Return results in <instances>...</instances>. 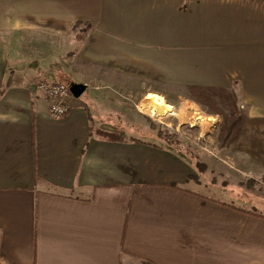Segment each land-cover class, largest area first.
<instances>
[{
  "label": "crops",
  "instance_id": "crops-1",
  "mask_svg": "<svg viewBox=\"0 0 264 264\" xmlns=\"http://www.w3.org/2000/svg\"><path fill=\"white\" fill-rule=\"evenodd\" d=\"M64 77L94 99L54 119L35 85ZM141 80L228 121L222 159L103 138ZM221 197L264 202V0H0V264H264V213Z\"/></svg>",
  "mask_w": 264,
  "mask_h": 264
},
{
  "label": "rangeland",
  "instance_id": "rangeland-1",
  "mask_svg": "<svg viewBox=\"0 0 264 264\" xmlns=\"http://www.w3.org/2000/svg\"><path fill=\"white\" fill-rule=\"evenodd\" d=\"M61 44L62 45L59 46V48L54 52L61 54L65 53L64 55H66V53L71 51L74 47L65 41L61 42ZM52 48L55 49L56 45L53 44ZM76 80H80V77L77 76ZM58 81L70 85V79L67 77L58 79ZM123 90L124 93H121L122 97L117 95L119 103H121V106L127 109V111L132 114L130 115L134 118L129 117L127 119L124 113L119 114L117 112V116H115L116 113L111 114V116L104 115V118L107 117L104 120H109V122L115 124V132H118L126 139L135 138L151 142H158L159 139L156 137L155 133L158 127L163 126L166 127L170 133L178 135L181 147L186 151H189V153L194 154L197 157L199 163H203V158L209 159L210 161H220L222 159L219 154L220 151L218 149V145L216 143V141L221 138V136L215 134V128L221 127L224 129L225 126L228 125V121L206 119L205 113H203V104H185L184 102L186 99L192 98L193 93H195L194 89L179 85L169 88L164 86L161 82L141 80L137 89L125 88ZM108 92L109 94H112V91H107V93ZM149 92L159 96L160 98H158L165 103V106L161 109L162 111H159V108L158 111L153 114L149 109H147L146 106L149 104L147 95ZM84 95V101L86 102L94 99L91 97L90 91L86 92ZM114 95L116 96V94ZM88 104L96 126L108 128L107 125H103V121L101 119L102 114L98 110L99 107L95 104L92 105V102L91 104ZM134 115H141L143 119H137V117ZM154 125H156L157 128L154 129ZM222 168L226 172L234 170L232 168L229 169L225 166V164L222 166ZM236 169L240 172L237 167ZM258 186L259 185L257 184V187ZM219 200L223 202L228 201L229 203L239 205L240 207L264 213L263 201V203H257L254 208L249 205L250 202L242 203L238 201H231L224 199L223 197H221ZM253 200L259 201L260 194L253 195Z\"/></svg>",
  "mask_w": 264,
  "mask_h": 264
},
{
  "label": "built area",
  "instance_id": "built-area-1",
  "mask_svg": "<svg viewBox=\"0 0 264 264\" xmlns=\"http://www.w3.org/2000/svg\"><path fill=\"white\" fill-rule=\"evenodd\" d=\"M35 89L44 94L49 101L48 112L52 118L61 119L69 113L67 100L72 97L70 85L56 80L37 83Z\"/></svg>",
  "mask_w": 264,
  "mask_h": 264
},
{
  "label": "trees",
  "instance_id": "trees-1",
  "mask_svg": "<svg viewBox=\"0 0 264 264\" xmlns=\"http://www.w3.org/2000/svg\"><path fill=\"white\" fill-rule=\"evenodd\" d=\"M90 30H91L90 25L76 24L74 26V32L76 33L77 41L83 42L86 34L89 33ZM70 82L74 83L72 81H70ZM72 98H74V97H72ZM80 99L81 98L76 99V100L79 101ZM152 124H155V123H152ZM153 128L155 129V128H157V126L154 125ZM155 135L159 139V141L162 142L163 144H165L167 146H171V147L176 148V149H182L178 135L170 133V131L166 127H163V126L158 127ZM101 136H103V138H105V137L106 138H118L119 140H126V138L123 137L122 135H119L117 133H110L107 131H102Z\"/></svg>",
  "mask_w": 264,
  "mask_h": 264
},
{
  "label": "bare ground",
  "instance_id": "bare-ground-1",
  "mask_svg": "<svg viewBox=\"0 0 264 264\" xmlns=\"http://www.w3.org/2000/svg\"><path fill=\"white\" fill-rule=\"evenodd\" d=\"M159 96H156L154 94H148L147 100L149 101V104L146 106L147 109H149L153 114H155L158 109L161 110L164 106L165 103L161 101V99L158 98Z\"/></svg>",
  "mask_w": 264,
  "mask_h": 264
},
{
  "label": "water",
  "instance_id": "water-1",
  "mask_svg": "<svg viewBox=\"0 0 264 264\" xmlns=\"http://www.w3.org/2000/svg\"><path fill=\"white\" fill-rule=\"evenodd\" d=\"M71 93L74 98L79 99L87 90V86L84 84L72 83L70 85Z\"/></svg>",
  "mask_w": 264,
  "mask_h": 264
}]
</instances>
